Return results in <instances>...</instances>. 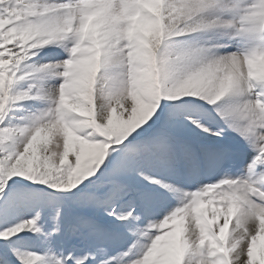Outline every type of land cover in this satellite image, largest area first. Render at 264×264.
Here are the masks:
<instances>
[{
    "label": "snow or ice",
    "instance_id": "snow-or-ice-1",
    "mask_svg": "<svg viewBox=\"0 0 264 264\" xmlns=\"http://www.w3.org/2000/svg\"><path fill=\"white\" fill-rule=\"evenodd\" d=\"M0 264H264V0H0Z\"/></svg>",
    "mask_w": 264,
    "mask_h": 264
}]
</instances>
